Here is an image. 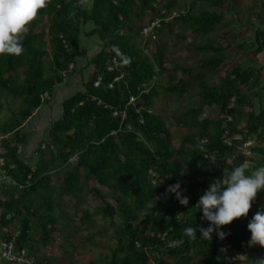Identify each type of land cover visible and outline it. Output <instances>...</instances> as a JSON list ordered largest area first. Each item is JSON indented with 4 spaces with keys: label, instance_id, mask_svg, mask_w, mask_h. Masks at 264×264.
Masks as SVG:
<instances>
[{
    "label": "trees",
    "instance_id": "obj_1",
    "mask_svg": "<svg viewBox=\"0 0 264 264\" xmlns=\"http://www.w3.org/2000/svg\"><path fill=\"white\" fill-rule=\"evenodd\" d=\"M199 1L205 2L208 9L193 12L190 7L180 11L174 8L173 0H92L87 9L82 0H47L46 7L38 10L21 34L22 52L0 53V95L4 93L19 103L10 117L0 122L2 167L16 183L0 192V225L8 235L19 231L18 246L36 254L34 244L48 247L51 236L60 232L55 227L58 220L51 214V203L37 202L39 191L48 184L49 173L57 170L62 176V192L73 196L84 188L94 194L102 204V217L108 218L113 229L115 245L109 249V257L89 264L264 262V257H255L257 252L264 254V246L248 243V219L257 210L254 201L247 217L221 226L230 245L226 252L235 258L232 262L224 258L225 250L216 244L213 233L209 240L199 231L195 237L185 232L187 226H207L195 204L209 183L245 161L251 168L264 165V147H249L248 158L241 149L253 135L264 143V102L255 112L250 98L260 97L253 90L260 82L261 71L233 65L221 73L216 83L209 84L204 73L217 72L231 53L215 40L191 44L196 51L210 53L199 61L200 72L177 65L164 89L178 99L187 93L185 78L194 80L197 87L198 104L190 110L187 124L190 131L183 135L177 150L172 148L169 128L150 111L155 87L147 88L148 83L156 75L155 67L165 70L159 34L179 23L192 34L205 35L222 18L224 0ZM230 3V10L235 11L236 0ZM173 11L178 15L160 23L154 40L141 37L139 49L129 42L128 36L140 34L146 19L166 18ZM87 23L92 25L87 36H96L100 43L89 62L91 74L83 84V92L61 103L62 114L41 139L35 151L37 163L32 167L18 156L19 148L28 145L22 128L53 96L54 87L73 72L81 28ZM151 43L157 45L149 57ZM255 46L256 52L264 49L262 31L255 32ZM98 78V87H93ZM242 85L248 95L240 90ZM204 107H216L220 115L201 118ZM245 108L249 109L246 114ZM113 111L119 115L113 116ZM243 118L245 124L240 128ZM176 181L181 182L183 194L189 197L187 205H181L174 194H166L167 186ZM92 182L95 185L87 187ZM99 186L110 190L108 196L114 205L106 202ZM257 195L263 198L258 207L264 205V191ZM7 214L10 218L5 220ZM33 221L39 239H35ZM79 221L82 225L89 221L88 212L82 211ZM39 256L55 264L51 257Z\"/></svg>",
    "mask_w": 264,
    "mask_h": 264
},
{
    "label": "rangeland",
    "instance_id": "obj_2",
    "mask_svg": "<svg viewBox=\"0 0 264 264\" xmlns=\"http://www.w3.org/2000/svg\"><path fill=\"white\" fill-rule=\"evenodd\" d=\"M92 0H82L84 8H89ZM174 8L180 11L190 8L193 12L201 9H208L205 2L199 0H173ZM235 11L230 10V0H224L222 5V18L220 22L205 35L192 34L187 28L179 23H174L169 29L163 30L158 36V47L163 53V70L155 67L156 75L148 83L147 88L155 87L152 95V106L150 111L157 115L171 131V145L174 150L180 146L184 134L190 131L188 127L189 118L192 116L190 110L198 104L197 87L191 78L187 79V93L180 98H175L165 92L169 85L168 77L172 74L175 66L181 65L190 67L193 73L200 72L197 68L199 61L206 58L210 53L205 51H196L190 45H202L210 40L228 49L231 53L228 61L223 63L217 72H205V81L214 84L219 80L221 73L233 65H241L243 68H255L261 71L260 82L254 88L253 92L259 94V99L252 98L253 110L256 112L264 102V49L256 52L255 32L264 33V0H236ZM218 11V10H217ZM147 20V19H146ZM145 20V21H146ZM144 21V20H143ZM144 21V22H145ZM45 23V22H44ZM143 24V22H142ZM92 25L87 23L81 28L78 67L65 81L54 87L53 96L46 100L44 104L36 110L32 117L27 120L22 128V133L28 138V145L19 148L18 156L25 164L35 166L37 156L35 154L38 145L45 135L47 129L61 116V103L67 98L78 92H83V84L91 74L92 66L89 65L91 59L100 49V43L96 36L88 37V32ZM183 35V38L180 37ZM129 42L137 49L143 43L140 34H130ZM157 43H151L147 56L151 57L155 51ZM49 49V48H48ZM49 51V50H48ZM45 60V59H44ZM177 77L180 73L176 71ZM242 92L247 93L244 85L240 86ZM248 95V93H247ZM19 106L17 100L4 93L0 95V122L10 117L12 111ZM201 118L217 117L220 115L218 108L208 109L204 107ZM249 111L243 110L244 114ZM49 116V118H47ZM178 119L180 122L178 123ZM245 124L244 118L241 121L240 128ZM251 142L250 147L262 146L258 138L253 135L248 138ZM252 158L254 154H252ZM72 161V160H71ZM95 185L88 183L87 187ZM105 197L106 202L114 205L109 198L110 190L107 188H97ZM263 200L257 195L254 200V209ZM48 201L52 205L51 214L58 220L55 227L59 233H54L51 238L50 246L43 247L39 243L34 244V251L38 255H48L55 264H89L98 260L104 261L109 257V249L114 247L113 229L109 225L108 218H103L99 207L102 204L94 194H88L85 189L77 195L68 196L62 192V176L57 170L49 173L48 184L45 189L39 191L37 202ZM82 211L89 214V221L84 225L80 224ZM32 222V228L35 232V239H39V229ZM261 248L260 245H258ZM261 254V255H260ZM255 253V257L262 259L264 254ZM249 264H264L256 261Z\"/></svg>",
    "mask_w": 264,
    "mask_h": 264
},
{
    "label": "clouds",
    "instance_id": "obj_3",
    "mask_svg": "<svg viewBox=\"0 0 264 264\" xmlns=\"http://www.w3.org/2000/svg\"><path fill=\"white\" fill-rule=\"evenodd\" d=\"M47 0H0V53L20 54L23 50L21 34L26 25L46 7ZM166 194H174L181 205H187L189 197L184 195L180 181L169 184ZM264 191V165L251 168L249 162H242L219 179L209 183L197 200L195 207L201 213V221L207 226H187L185 232L195 237L197 231L211 239L215 232L224 238L227 233L221 226L234 219L247 217L257 196ZM249 244L264 246V205H260L248 219Z\"/></svg>",
    "mask_w": 264,
    "mask_h": 264
},
{
    "label": "built area",
    "instance_id": "obj_4",
    "mask_svg": "<svg viewBox=\"0 0 264 264\" xmlns=\"http://www.w3.org/2000/svg\"><path fill=\"white\" fill-rule=\"evenodd\" d=\"M162 14V13H161ZM178 14L173 11L171 14L166 18H154V19H148L145 21L144 25L141 28L140 36L143 39H146L150 37L152 40L156 37V31L160 27L161 22H166L169 19L176 17ZM71 69V66L68 67L67 71ZM100 82V78H98L94 83L93 87H98ZM46 97V96H44ZM93 100V99H92ZM81 104V103H80ZM113 116L119 115V112L113 111ZM124 117V115H121ZM251 145V142L247 140L245 143L242 144L241 149L243 151V154L245 157H250L251 153L249 150V147ZM3 166V159L0 157V192L7 187L15 186L16 183L8 176L6 170L2 167ZM1 209H0V215H1ZM179 212H176V216H179ZM10 218V215H5L4 219L7 220ZM0 230H2L3 234H0V264H49L46 260L41 259V257L38 254H34L29 251L26 247H21L16 244V239L19 235L18 230H14L9 233L0 225ZM213 235L217 238L216 244L220 246L224 252V258L228 262H232L235 260L234 257H230L226 250L229 249L230 245L228 244L226 238H220L218 235L213 232ZM48 256V255H46Z\"/></svg>",
    "mask_w": 264,
    "mask_h": 264
},
{
    "label": "crops",
    "instance_id": "obj_5",
    "mask_svg": "<svg viewBox=\"0 0 264 264\" xmlns=\"http://www.w3.org/2000/svg\"><path fill=\"white\" fill-rule=\"evenodd\" d=\"M79 52V51H78ZM78 54V53H77ZM75 61H76V63H75V66H76V68L78 67V64H79V58H78V56H76V58H75ZM61 114H62V112H61ZM47 118H49V116H47Z\"/></svg>",
    "mask_w": 264,
    "mask_h": 264
}]
</instances>
